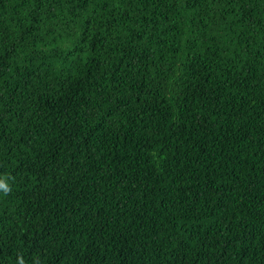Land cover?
Segmentation results:
<instances>
[{"label": "trees", "instance_id": "1", "mask_svg": "<svg viewBox=\"0 0 264 264\" xmlns=\"http://www.w3.org/2000/svg\"><path fill=\"white\" fill-rule=\"evenodd\" d=\"M0 264H264V0H0Z\"/></svg>", "mask_w": 264, "mask_h": 264}, {"label": "clouds", "instance_id": "2", "mask_svg": "<svg viewBox=\"0 0 264 264\" xmlns=\"http://www.w3.org/2000/svg\"><path fill=\"white\" fill-rule=\"evenodd\" d=\"M0 190H2L4 193H7L10 189L7 183L0 180ZM18 264H24L23 259H20Z\"/></svg>", "mask_w": 264, "mask_h": 264}]
</instances>
